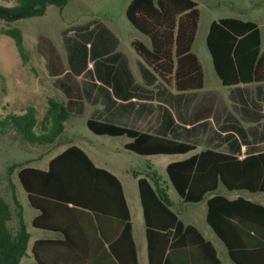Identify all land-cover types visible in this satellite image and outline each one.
<instances>
[{
	"label": "trees",
	"instance_id": "1",
	"mask_svg": "<svg viewBox=\"0 0 264 264\" xmlns=\"http://www.w3.org/2000/svg\"><path fill=\"white\" fill-rule=\"evenodd\" d=\"M4 7L19 17L40 16L49 4L60 9L67 0H14ZM126 17L149 37L132 47L166 84L176 91L203 87L201 62L192 51L199 22L195 0H130ZM1 17H7L0 13ZM27 60L22 31L1 28ZM214 70L226 86L264 82V45L254 21L236 17L213 20L206 34ZM30 105L22 113L0 116V133L13 129L31 144H52L65 131L71 113L64 102L46 97L41 119ZM86 126L99 135H126L125 147L139 155L187 153L195 145L88 118ZM36 128L39 131H36ZM29 204L39 213L34 227L62 232V239H36L31 253L37 264H138L132 225L119 179L96 166L78 146L53 156L45 169L14 164ZM168 179L184 202H200L207 193L206 222L225 244L235 264H264V205L238 196L214 193L221 182L228 190L264 191V151L239 157L213 149L201 150L166 167ZM143 208L148 264H220L214 245L192 224H184L145 177L137 180ZM17 206L19 205L16 201ZM122 209V213H121ZM9 204L0 196V264H18L30 233L18 211L11 229Z\"/></svg>",
	"mask_w": 264,
	"mask_h": 264
},
{
	"label": "crops",
	"instance_id": "2",
	"mask_svg": "<svg viewBox=\"0 0 264 264\" xmlns=\"http://www.w3.org/2000/svg\"><path fill=\"white\" fill-rule=\"evenodd\" d=\"M129 1H126L123 7L124 13ZM76 3L70 7V0H67L63 8L60 9L61 13L64 15L62 21L67 22L65 24L70 26L63 30L65 34L64 37L66 38L67 35L72 32V28H76L79 31H92L96 29L105 39V43L110 42L113 44L109 49L112 50L109 54L114 58L112 60L114 65L112 63L105 64V66L95 72L96 77L90 76L85 79V77H83V71L80 70L75 80L58 81L56 78L63 72V69H61L62 71L60 70V72L58 71L59 69L57 68L58 66L60 67V61L58 56L54 54L53 59L46 69V74L49 79L48 82H46V86L38 87L39 84L35 83L38 90H34L44 99H46L47 96H51L65 103L71 115L65 122L64 133L66 132L67 122L69 120L83 118L82 120H84L86 124L88 118H96L138 131L191 143L195 145V149L187 153L139 155L125 147V144L131 141V138L126 135H99L92 132L90 129V133L82 134L80 130H74L64 138L66 143L46 159L44 166H38L32 163L29 165L45 169L53 156L69 145H76L88 155L96 166L105 168L114 174L122 185L124 198L130 215L132 236L136 245L138 264H148L144 215L137 185L139 177L147 178L157 193L166 199L170 208L177 213L181 221L184 224L194 225L202 235L214 245L220 264H235L229 257L223 241L206 222L207 205L205 213L202 211L205 218V222H203L201 219L199 220L197 216L201 210L196 208L197 210L194 211L193 208L195 206H189L190 204L196 203L184 202L180 196L178 200H173L171 198L169 185L172 186V184L168 179L166 167L173 161L187 158L205 149H213L234 154L239 157L264 151V82L241 83L226 86L221 83L214 70L217 78H214L212 86H206V77L202 66L204 73L202 88L189 91H176L172 86L162 81L137 53L132 54L131 62L121 51L118 50V54L115 53L113 49L117 47L116 44H118L119 36L116 32L118 30V25L113 20V13L109 10H104L99 14L98 12L85 10V8L81 7L79 2L76 1ZM86 15L88 16L86 17ZM101 15L109 19L111 27L110 25L108 26L97 22ZM128 23L134 27L127 17L126 20H123L122 16L121 21H119V26L129 30L130 26ZM21 31L23 35V44L24 36L28 37L32 45V54H34L32 59L35 56V59L39 61L41 57H44V49L40 41V39L42 40L43 38H41L38 32L34 34L29 28L25 32L23 30ZM133 40L139 39H130V44ZM260 40L263 46L264 41L261 31ZM42 43L44 44V40ZM144 44L149 47L146 43ZM116 56H118V60L115 58ZM30 61L31 55L27 54L26 62ZM118 61H120L119 67L122 69L120 75H118L115 70ZM210 61L212 64L211 55ZM31 68H36V66L32 65ZM74 83L77 84L76 88H72ZM31 89L29 91H31ZM102 136L112 137V139L125 137L120 148L113 146L109 147L110 153L122 150L125 156L122 158L108 154L106 158L101 159L99 157V147L103 145V143L100 142L99 137ZM57 141H59V139ZM55 143L56 142L52 144ZM163 171L166 172V175H163ZM220 184L222 183H218L214 193H217ZM127 188L132 196H134L135 191H137L138 201L141 207L143 228L138 235H136L134 230ZM173 189L175 190L174 187ZM175 192L177 193L176 190ZM210 195L211 193H207L202 200L206 202ZM260 204L264 205V203ZM29 206L35 211L30 219V225L32 226L31 220L39 213V210L32 207L30 204ZM182 216H184L185 219H182ZM32 227L45 230L48 234L31 240L32 230L26 228L30 233L28 241L30 252L31 245L36 239L59 240L63 238V234L60 231Z\"/></svg>",
	"mask_w": 264,
	"mask_h": 264
},
{
	"label": "rangeland",
	"instance_id": "3",
	"mask_svg": "<svg viewBox=\"0 0 264 264\" xmlns=\"http://www.w3.org/2000/svg\"><path fill=\"white\" fill-rule=\"evenodd\" d=\"M76 1L79 2L81 7L85 8V10H91L99 14H101V11L109 10L113 13V20L118 25V30L116 32L119 36L118 44H116L117 47L113 49L115 53L118 54V50L121 51L131 62L132 54H136L132 44L129 42L132 38H137L150 47L149 37L137 31L129 23V30L119 26V21H121L122 16L123 20H126L123 7L126 1L129 0H70V7H72ZM195 1L197 2L200 15L192 51L198 55L203 66L206 86H212L214 78L217 77L211 64L210 54L205 41L209 24L213 20L224 17L251 20L257 23L264 41V0ZM14 4V0H0V7H9ZM87 16L88 15H86V17ZM63 17L64 15L61 13L60 8L53 4L47 5L46 11L42 16L17 17L13 19H6L0 16V29L18 27L24 32L27 31L28 28L31 29L34 34L38 32L41 38H43L42 40L40 39V41L44 49L43 58L41 57L39 61H37L34 56L32 59L34 55L32 54V45L29 38L24 36L25 53L27 52V54L31 55V61H23L18 53L14 39L5 33H0L1 117H4L8 113L23 112L27 105H32L37 109L36 116L38 119H41L45 110L46 99L36 93L35 90H38V87L46 86V82L49 80L46 69L53 59L54 54L58 56L60 61V67L58 66L57 68L59 69L58 71L60 72V70L63 69V72L56 78L58 81L75 80L80 70L83 71V77H85V79L90 76L96 77L95 72L105 66V64L112 63L114 65L112 61L114 58L109 54L112 51L109 49L113 44L110 42L105 43V39L96 29L92 31H79L76 28H72V32L65 38L63 30L70 26L65 24L67 22L62 21ZM97 22L108 26L110 25L111 27V22L103 15L98 18ZM43 40L44 44L42 43ZM117 57L118 56L115 58ZM32 65L36 66V68H31ZM119 65L120 61L116 63L115 67L118 75L122 72ZM35 83L39 84L38 87H36ZM76 85L77 84L74 83L72 88H76ZM30 89L31 91H29ZM82 119L76 118L69 120L67 122L66 132L55 144H31L25 141L19 132L11 128L4 133H0V196L9 204L11 209L12 214L8 225L11 229L17 228L18 211H20L26 228L32 230L31 240L36 237L47 235L48 232L35 229L30 225L31 216L35 211L28 204L26 192L19 183L16 175L17 168L14 164L32 163L38 166H44L46 159L66 143L64 138L72 131L80 130L82 134L90 133L89 128ZM36 131H39V129L36 128ZM124 138L125 137H118L112 139V137L108 136L99 137L100 142L103 143V145L99 147V157L104 159L109 154L114 157L123 158L125 155H123L122 150L110 153L109 147L113 146L120 148L123 140H125ZM163 175H166L165 171H163ZM169 189L171 198L173 200H178L179 195L171 185H169ZM127 193L134 230L136 235H138V233L142 231L143 224L137 191H135L134 196H132L127 188ZM217 193L223 194L228 198L242 196L255 202L264 203V192H249L247 190L228 191L220 184ZM16 201L19 204L18 206ZM189 206H195L193 208L194 211L197 209L201 210L197 216L199 220L201 219V221L205 222V218L202 214V211L205 213L206 210L205 200L196 204H190ZM182 219H185L184 216H182ZM18 264H37L32 257L29 246Z\"/></svg>",
	"mask_w": 264,
	"mask_h": 264
},
{
	"label": "water",
	"instance_id": "4",
	"mask_svg": "<svg viewBox=\"0 0 264 264\" xmlns=\"http://www.w3.org/2000/svg\"><path fill=\"white\" fill-rule=\"evenodd\" d=\"M0 13H4L9 18H17L19 16L18 14L8 13L4 7H0Z\"/></svg>",
	"mask_w": 264,
	"mask_h": 264
}]
</instances>
